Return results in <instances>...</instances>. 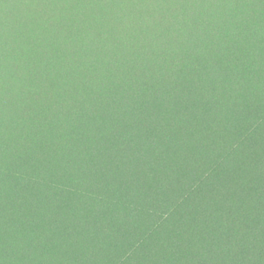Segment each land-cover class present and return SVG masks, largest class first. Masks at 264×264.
Masks as SVG:
<instances>
[{
	"label": "rangeland",
	"instance_id": "rangeland-1",
	"mask_svg": "<svg viewBox=\"0 0 264 264\" xmlns=\"http://www.w3.org/2000/svg\"><path fill=\"white\" fill-rule=\"evenodd\" d=\"M113 57L119 64L116 75L108 71ZM263 59L264 0H0V113L12 109L14 120L26 126L22 133L28 137L34 123L42 154L58 160L66 143L75 142L72 137L80 130L91 140L110 115L116 121L122 118L127 108L122 105L120 110L113 99L121 96L125 102H133L138 90L134 81L143 86L155 78L150 102L165 101L171 84L158 76L173 66L177 100L174 107H166V114L173 111L186 119L183 143L197 152L193 157L186 154L181 161L178 185L171 193L192 173L206 177L219 153L244 140L237 156L230 159L233 169L211 176L212 184L216 181L221 190L211 192L207 176L195 190L197 202L190 212L193 206L204 207L203 198L211 196L207 202L211 219L221 221L226 213L218 218L219 210L232 207L229 198L232 192L237 194L238 213L233 220L243 225L252 245L264 238V170L259 169L264 163ZM121 79L127 89L120 91ZM230 86L232 99L227 101L223 89ZM106 90L109 94L98 95ZM73 104L77 109L72 110ZM89 112H93L91 120ZM56 113L59 129L52 119ZM162 114L164 117L165 113L159 116ZM6 121L2 122L5 129H0V146L22 157L30 147L17 139L10 141L8 135L15 129H8ZM243 164L247 166L244 174L239 170ZM249 193L254 195L252 204L245 201ZM139 219L145 225L151 221L147 216ZM124 221L127 228H123L130 232L116 235L115 226L109 227L106 234L89 241L93 245L88 249L84 246L68 252L72 246L62 239V244L49 251L50 237L41 243L42 253L25 257L14 253L9 264H120L137 238L147 235L144 227ZM204 241V245L190 246L188 252L205 250L210 241ZM171 250L166 244L161 250L163 259L158 261L153 257L157 250L151 237L139 250L142 254L135 253L131 261L170 264L167 256Z\"/></svg>",
	"mask_w": 264,
	"mask_h": 264
},
{
	"label": "trees",
	"instance_id": "trees-1",
	"mask_svg": "<svg viewBox=\"0 0 264 264\" xmlns=\"http://www.w3.org/2000/svg\"><path fill=\"white\" fill-rule=\"evenodd\" d=\"M258 1L254 0V3ZM137 23L141 24L142 21L137 20ZM118 68V60L113 57L108 71L116 75ZM172 68L166 67L158 76L171 84L172 91L165 101L156 104L150 102L155 92V78L151 81L152 85L146 82L142 86L134 81L133 85L138 90H135L133 102H125L121 96L113 99L118 108L122 105L127 108L123 117L116 121L115 116L110 115L91 140L80 130L74 137L71 136L75 142L66 143L62 158L58 160L49 159L50 155L40 152L35 139V124L32 123L28 137L22 133L26 126L16 122L12 109L5 107V114L0 113V117L7 119L8 129H15L8 135L10 141L13 143L17 139L26 142L25 145L30 148L25 150L26 154L22 157H16L14 152L0 146V264H9L10 256L14 253L23 257L42 253L41 243L50 237L52 249L49 251L62 244V239L72 246L68 252L83 249L84 246L88 249L93 245L89 241L106 234L109 227L115 226L113 230L116 235L125 230L130 232V229H126V219L134 226L144 227L147 235L142 239L137 238L132 251L120 264H132L135 253L142 254L139 250L151 237L157 250L153 257L158 261L163 259V247L166 244L172 246V252L167 256L170 264H264V238H259L252 245L254 242L245 237L243 225L233 220L234 213H238L237 194L232 192L229 198L232 207L219 210L218 218L223 216V212L226 213V218L221 221L211 219V208L207 203L211 201V196H206V200L203 196L204 207L193 206L190 212L192 204L197 202L195 190L207 180V176L212 184L213 175L219 170L230 172L233 169L230 159L237 156L244 140L234 145L231 143L219 153L213 159L206 177L201 179L192 173L185 183L179 185L175 194L171 193V188L178 185L176 174L182 170L181 161L186 154L193 157L197 152L190 151L183 143V136L187 133L186 119L173 111L166 114V107H174L177 100L176 77ZM123 80L119 81L120 91L127 89ZM232 89L233 86L223 89L227 101L232 99ZM103 93L109 94L106 90L98 95ZM27 103L23 101L22 104ZM75 109L77 107L73 104L72 110ZM160 113H165V116H159ZM91 114L93 112L88 114L90 120ZM52 119L56 123L54 128L59 129L58 113ZM4 120L0 119L1 130V126L5 129ZM195 120L199 121V118ZM71 121L77 122L74 118ZM157 128L160 130L157 131ZM179 130L181 133L178 136ZM259 169L264 170V163H260ZM239 170L246 173V164L241 165ZM241 178L243 181L247 179ZM210 188L211 192L221 190L216 181ZM245 201L252 204L254 195L247 194ZM246 209L252 210L250 206ZM139 216L150 217V223L142 224ZM206 239L210 245L205 250L188 252L190 246L196 243L204 245ZM82 241L87 243L83 245ZM79 244L82 246L79 247ZM148 261L143 262L149 264Z\"/></svg>",
	"mask_w": 264,
	"mask_h": 264
}]
</instances>
